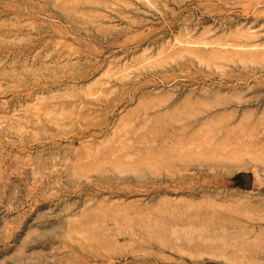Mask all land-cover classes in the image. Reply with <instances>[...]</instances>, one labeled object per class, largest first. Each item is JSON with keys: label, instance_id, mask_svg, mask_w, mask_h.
<instances>
[{"label": "rangeland", "instance_id": "1", "mask_svg": "<svg viewBox=\"0 0 264 264\" xmlns=\"http://www.w3.org/2000/svg\"><path fill=\"white\" fill-rule=\"evenodd\" d=\"M0 264H264V0H0Z\"/></svg>", "mask_w": 264, "mask_h": 264}]
</instances>
